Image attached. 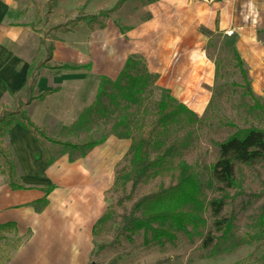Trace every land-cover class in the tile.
Segmentation results:
<instances>
[{
  "label": "rangeland",
  "instance_id": "obj_1",
  "mask_svg": "<svg viewBox=\"0 0 264 264\" xmlns=\"http://www.w3.org/2000/svg\"><path fill=\"white\" fill-rule=\"evenodd\" d=\"M119 1L9 0V16L2 25L19 33L9 51L14 59L26 62L28 69L24 91L4 99L0 119L23 113V105L28 100L43 94L47 95L42 102L44 115L39 114L34 124L44 130L47 140L77 149L88 142L99 144L97 147L106 144L93 154L98 160L108 157L110 167L108 190L102 196L105 220L91 229L92 255L88 264H264V157L252 165L234 167L237 192L223 191L206 172L216 160L215 147L235 132L264 133V122L250 111L235 68L237 59L252 98L264 109V18L260 24L255 21L251 24L249 13L243 12L248 16V24L244 25L248 34H239V37H248V47L240 55L233 50L235 36L225 37L217 31L200 32L202 58L212 68V83L204 94L205 104L182 106L194 117V122L180 121L152 137L148 163L161 157L165 161L130 192L131 150L150 131L162 90L155 88V79L150 77L145 79L144 90L134 95L138 85L122 80L113 90L101 77L113 61L120 64L116 33L124 31L125 19L140 14L151 0H124L105 19L98 18L109 13ZM261 1L264 15V0ZM140 20H144L142 14ZM127 61L130 64L127 79L142 81L145 71L140 60L129 58ZM61 67H89L90 70L75 74L51 71ZM10 123L8 130H18L14 120ZM6 141L7 134L3 131L0 151L9 156L11 163V156L4 148ZM46 148L48 162L57 158L70 166L92 152L81 155ZM11 165L12 184L16 170ZM181 166L192 175L198 189L196 201L201 212L197 217L201 226L181 233L172 231L171 243H152L148 234L123 232V218H127L139 201L173 188ZM5 176L0 161V185L5 184ZM88 180L72 181L70 189L60 181L58 193L100 190L92 178ZM82 184L84 188L80 187ZM211 202L222 204L215 218L210 217L207 207ZM141 213L135 214V218ZM220 222L228 225L226 235L224 226L215 232L214 224ZM205 241L209 245L204 249ZM12 247L14 242L10 239L0 242V263Z\"/></svg>",
  "mask_w": 264,
  "mask_h": 264
},
{
  "label": "crops",
  "instance_id": "obj_2",
  "mask_svg": "<svg viewBox=\"0 0 264 264\" xmlns=\"http://www.w3.org/2000/svg\"><path fill=\"white\" fill-rule=\"evenodd\" d=\"M261 2L151 0L140 13L144 20H140V14L125 19L124 31L116 33L120 64L113 61L101 77L114 82L126 61L137 58L146 75L155 79V88L168 93L176 105L202 106L212 83V68L202 58L200 32L235 36L233 50L240 55L248 47V37H239L248 34L244 29L248 16L243 12L249 13L251 24L254 21L260 24L264 18ZM8 5L9 0H0V105L7 96H18L24 91L28 69L26 62L14 59L9 51L19 33L2 25L9 16ZM43 99L29 104L27 101L22 106L20 114L35 126L39 114L44 115ZM36 129L46 138L43 129ZM5 133L4 148L16 170L11 185L22 190L10 191L6 181L0 185V228L13 227L11 235H4L3 239L18 243L8 252L6 264H88L92 255L91 229L103 214L102 196L108 190L110 167L108 157L98 160L93 154L106 144L94 148L74 166L62 164L57 158L47 166L49 146L40 145L19 128ZM84 178L86 182L92 178L100 190L58 193L60 181L70 189L72 181ZM46 189L51 192L44 196L42 192Z\"/></svg>",
  "mask_w": 264,
  "mask_h": 264
},
{
  "label": "trees",
  "instance_id": "obj_3",
  "mask_svg": "<svg viewBox=\"0 0 264 264\" xmlns=\"http://www.w3.org/2000/svg\"><path fill=\"white\" fill-rule=\"evenodd\" d=\"M123 2L124 0L119 1L109 13L100 14L98 15V18L105 19L109 14L113 13L119 5L123 4ZM146 4H151V1H147ZM129 65V61H127L114 82L107 84H109L111 89L116 90L118 83L122 80H126L129 83L136 85L135 87L138 85V88L134 91V95H138L144 90V84H146L145 79H150V77L143 72L144 78L143 80L141 79L142 81H129L126 77ZM235 68L237 70L244 97L250 103V111L258 115V117L264 122V109L257 100L252 98L237 59H235ZM83 70L87 73L89 71V67H86V69L61 67L58 69H52L51 71L78 73ZM161 95L162 97H160L155 108L154 119L150 126V131L144 135V139L137 141L131 150L129 162L132 170L129 181L130 192L138 186L146 175L159 170L165 161V157H161L152 163H148V152L152 137L156 136L158 133H162L180 121L187 124L194 122V117L183 107L175 105L169 99L166 92L162 91ZM46 97L47 95H41L34 100H28L27 104L40 102ZM10 120H14L16 127L30 135L34 141L42 146L58 148L61 151L71 153L79 152L81 155L85 152H90L99 146V144L95 145L88 142L86 145L77 149L76 147L56 144L47 140L43 136L42 132L30 125L20 113H14L0 119V125H2V128L0 127V135L3 131H7L11 127ZM215 149L216 160L213 165L206 169L207 175L210 180L217 186L221 187L223 191L237 192V188L234 184L233 169L235 166L246 167L252 165L264 157V133L256 130L238 131L226 139L223 143L217 145ZM0 161L2 162L3 168L6 172L5 179L7 187L10 191H22L11 185L10 173L12 166L7 155L1 151ZM50 163L51 162H48L47 166H49ZM177 178V182L173 188L139 201L129 212L127 218H123V232L148 234L152 243H171L173 240L170 236L172 231L181 233L187 228H191L192 230L199 228L201 223L199 222L197 216L201 212V206L196 201V198L198 197V189L194 184V179L192 175L189 174L188 170L182 166L178 169ZM50 192V189H46L42 193L45 196ZM207 207L210 217L215 218L219 214L222 204L221 202H211ZM182 210H185V212H182ZM140 211L142 213L139 214L137 217L138 219L135 218V214ZM103 220H105L104 216L96 222V225L100 224ZM222 226H224V235H226L228 232V225L221 222L214 224L215 232H219ZM152 228H155V230H152ZM164 228H167L168 230L164 232ZM12 232V226L8 225L0 228V242H4V235L10 236ZM17 245V241H14V247H12L9 252L13 251ZM208 245V241H205L202 248L205 249ZM6 263L7 256L0 264Z\"/></svg>",
  "mask_w": 264,
  "mask_h": 264
},
{
  "label": "water",
  "instance_id": "obj_4",
  "mask_svg": "<svg viewBox=\"0 0 264 264\" xmlns=\"http://www.w3.org/2000/svg\"><path fill=\"white\" fill-rule=\"evenodd\" d=\"M208 0H205V2H207Z\"/></svg>",
  "mask_w": 264,
  "mask_h": 264
}]
</instances>
